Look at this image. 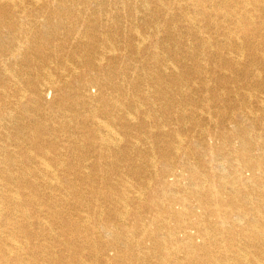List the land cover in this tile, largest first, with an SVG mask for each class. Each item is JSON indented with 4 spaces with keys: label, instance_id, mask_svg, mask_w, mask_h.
I'll use <instances>...</instances> for the list:
<instances>
[{
    "label": "bare ground",
    "instance_id": "6f19581e",
    "mask_svg": "<svg viewBox=\"0 0 264 264\" xmlns=\"http://www.w3.org/2000/svg\"><path fill=\"white\" fill-rule=\"evenodd\" d=\"M0 264H264V0H0Z\"/></svg>",
    "mask_w": 264,
    "mask_h": 264
},
{
    "label": "rangeland",
    "instance_id": "374dc122",
    "mask_svg": "<svg viewBox=\"0 0 264 264\" xmlns=\"http://www.w3.org/2000/svg\"><path fill=\"white\" fill-rule=\"evenodd\" d=\"M48 96H50V94H48Z\"/></svg>",
    "mask_w": 264,
    "mask_h": 264
}]
</instances>
